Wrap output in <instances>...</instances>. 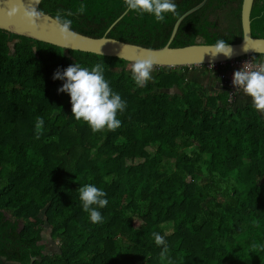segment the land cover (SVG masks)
<instances>
[{
	"label": "trees",
	"instance_id": "trees-1",
	"mask_svg": "<svg viewBox=\"0 0 264 264\" xmlns=\"http://www.w3.org/2000/svg\"><path fill=\"white\" fill-rule=\"evenodd\" d=\"M201 1L174 0L179 16ZM241 2L206 0L180 21L169 46L239 42ZM38 10L53 18L71 11L72 30L94 38L124 13L106 37L153 49L167 43L179 17L157 23L124 0H41ZM250 31L264 38V0L252 2ZM251 56L264 62V54ZM75 63L105 65L127 104L117 130L94 134L75 120L69 94L58 91L65 81L53 79ZM127 64L0 30V264H168L153 231L165 236L171 264H264V118L251 104H229L224 87L208 93L188 81L181 67L156 66L153 80L137 87ZM155 154L172 159L177 176L162 171ZM219 180L231 183L217 199ZM84 184L107 193L103 223L82 210ZM206 205L217 207L213 216Z\"/></svg>",
	"mask_w": 264,
	"mask_h": 264
},
{
	"label": "clouds",
	"instance_id": "clouds-1",
	"mask_svg": "<svg viewBox=\"0 0 264 264\" xmlns=\"http://www.w3.org/2000/svg\"><path fill=\"white\" fill-rule=\"evenodd\" d=\"M39 0H29L27 4L23 0H17V3L8 10L9 17H15L17 14L30 27L39 26V21L43 17V13L36 7ZM126 9L138 15L150 14L157 23L166 22V17L179 16L178 5L174 0H124ZM85 5H80L76 14H84ZM74 13L71 11L57 10L53 19L55 31L60 39L68 41L75 37L72 31V20L68 17ZM203 49L211 55L213 59L218 55H223L230 59L233 55V48L224 40L218 39L214 45L205 46ZM249 48L244 44V51ZM201 57L200 63L203 60ZM156 67V58L151 54H145L137 58L131 65V79L137 87H145L149 81L153 80L152 73ZM105 65L96 63L89 70L78 63L68 66L62 72L57 70L53 79L65 81L63 86L58 89L59 92H66L70 96L72 105V113L76 121H83L95 134L103 130L115 131L122 121L118 119V115L123 114L127 104L121 95L112 89L110 82L105 78ZM233 85L237 91L242 90L243 93L251 98L252 106L259 113L264 114V63L256 65L254 68L245 63L240 70L233 74ZM44 119L37 117L35 122V131L37 138L43 133ZM79 199L82 210L88 214L89 220L93 224L103 223L104 218L99 209L108 205L105 198L107 193L102 188H98L93 184L81 185L78 189ZM152 237L157 246H162L160 259L167 260L168 245L165 236L159 232H152ZM253 247H260L253 245Z\"/></svg>",
	"mask_w": 264,
	"mask_h": 264
},
{
	"label": "water",
	"instance_id": "water-1",
	"mask_svg": "<svg viewBox=\"0 0 264 264\" xmlns=\"http://www.w3.org/2000/svg\"><path fill=\"white\" fill-rule=\"evenodd\" d=\"M206 0H202L198 5L184 12L179 16L173 24L169 39L167 43L157 49L139 46L123 41L116 40L114 38L106 37V33L109 29L122 17L119 16L106 31L105 35L99 38L89 37L80 33H75V37L68 41H64L59 38L58 33L54 29L53 17L43 13V17L38 22L39 26L32 28L28 26L19 14L15 17H9L7 12L12 6L17 3V0H0V30H4L8 33L27 37L36 41L44 42L57 46L65 50H74L92 53L101 56L117 57L126 61L127 63H134V61L144 56L145 54H151L156 58L157 67H184L196 64H209L218 63L242 56H248L251 54H264V38H256L251 36L250 31V11L253 0H242L240 10V22L242 29V39L237 43L229 44L234 52L230 59L225 58L222 54L213 59L210 54L205 53V46H211L214 44L196 43L183 47H170L169 44L173 39L177 27L180 21L189 13L200 8ZM25 4L29 0H23ZM41 2L39 0L36 5ZM247 44L248 50L244 51V44ZM204 54L203 60L200 63L201 57Z\"/></svg>",
	"mask_w": 264,
	"mask_h": 264
},
{
	"label": "built area",
	"instance_id": "built-area-1",
	"mask_svg": "<svg viewBox=\"0 0 264 264\" xmlns=\"http://www.w3.org/2000/svg\"><path fill=\"white\" fill-rule=\"evenodd\" d=\"M245 63H248L249 67L254 68L256 65L264 62L255 61L251 55H248L218 63L196 64L181 68L183 73L184 70L191 71L197 69L200 71L205 70L211 74H215L222 82L223 87L226 89L227 102L229 104H233L239 95H245L242 90L237 91L236 87L232 83L234 72L240 70Z\"/></svg>",
	"mask_w": 264,
	"mask_h": 264
},
{
	"label": "rangeland",
	"instance_id": "rangeland-1",
	"mask_svg": "<svg viewBox=\"0 0 264 264\" xmlns=\"http://www.w3.org/2000/svg\"><path fill=\"white\" fill-rule=\"evenodd\" d=\"M131 65L132 63H128L126 65V68L131 70ZM187 71L184 70V73H186ZM188 74L186 75L187 77V80L188 81H191V79H194L195 77L197 78V81H203L204 80V75H201L200 73V70H189V72H187ZM205 81V80H204ZM202 83V82H201ZM204 83V82H203ZM142 135V134H140ZM142 138H146L145 135H142ZM194 148V146H189L187 148H182V149H179L180 151L182 152H185V153H189L192 149ZM153 162L155 164H157L159 166V168L162 170V171H165L166 173H169L173 176H177V172L173 166V160L172 159H161L157 154H155L153 156ZM200 181L202 183H207L209 181V178L207 177V175L204 174L202 175ZM231 183V181H226V180H219V182L215 185V187H212L213 188V191L211 192V194H213L214 196H216L217 199H219V196L218 195H222L224 194V192L226 191L225 188L229 187V184ZM222 198V196H221ZM216 209L217 207L213 205V207L211 208H208L207 205H206V210L209 211V215L210 216H213L216 212ZM225 231H223V234H224ZM42 237H43V242L45 243L46 245V250L49 251L50 253L56 251L57 247L55 246V244H53L49 239H48V228H45L42 232Z\"/></svg>",
	"mask_w": 264,
	"mask_h": 264
},
{
	"label": "crops",
	"instance_id": "crops-1",
	"mask_svg": "<svg viewBox=\"0 0 264 264\" xmlns=\"http://www.w3.org/2000/svg\"><path fill=\"white\" fill-rule=\"evenodd\" d=\"M189 72V71H187ZM184 73L185 76L188 74V73ZM191 72V71H190ZM201 75H204V80L203 81H197V78L195 77L194 79H191V81H196V82H199L201 83V85L203 86L204 89H206V91L208 93H217L218 91H221L223 89V85H222V82L219 80V78H217V76L215 74H211L209 72H205L203 73V71H200ZM204 82V83H203ZM236 104H239V105H247V104H251L252 105V101H251V98L247 95H239L235 101ZM257 111V110H256ZM258 114H260L263 118H264V114L262 113H259L257 111Z\"/></svg>",
	"mask_w": 264,
	"mask_h": 264
}]
</instances>
